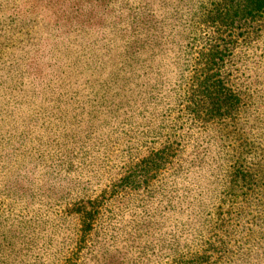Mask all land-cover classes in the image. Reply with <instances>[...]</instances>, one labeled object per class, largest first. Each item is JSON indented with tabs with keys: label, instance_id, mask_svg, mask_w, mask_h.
Masks as SVG:
<instances>
[{
	"label": "rangeland",
	"instance_id": "374dc122",
	"mask_svg": "<svg viewBox=\"0 0 264 264\" xmlns=\"http://www.w3.org/2000/svg\"><path fill=\"white\" fill-rule=\"evenodd\" d=\"M225 2L0 0V264H264V15Z\"/></svg>",
	"mask_w": 264,
	"mask_h": 264
},
{
	"label": "trees",
	"instance_id": "16d2710c",
	"mask_svg": "<svg viewBox=\"0 0 264 264\" xmlns=\"http://www.w3.org/2000/svg\"><path fill=\"white\" fill-rule=\"evenodd\" d=\"M223 6V9L216 8L213 13H210L208 18L211 23L218 22L232 28L235 23L254 21L264 15V0H226ZM194 93H197V96ZM191 97H199L198 102H202L206 106L205 113L213 117L232 115L239 103V98L231 90L223 87V81L210 84L209 79H206L198 89H195ZM191 103L196 108H199L196 100L191 101ZM139 166L141 167V165ZM147 166L148 163L144 164L143 168H147ZM232 169L229 176L231 181L230 188L237 187L249 191L255 189L252 172H249L242 164L235 165ZM130 178L128 176L124 180H130ZM84 219L85 227L81 231L82 233H87L90 225L89 220H91L89 212L86 213Z\"/></svg>",
	"mask_w": 264,
	"mask_h": 264
}]
</instances>
